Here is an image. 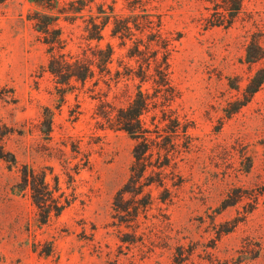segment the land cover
Segmentation results:
<instances>
[{
    "label": "rangeland",
    "instance_id": "1",
    "mask_svg": "<svg viewBox=\"0 0 264 264\" xmlns=\"http://www.w3.org/2000/svg\"><path fill=\"white\" fill-rule=\"evenodd\" d=\"M68 1L52 11L32 0L0 3V151L16 158H0V264H264V83L250 95L264 59L247 61L254 41L264 46V0H245L227 28L203 20L224 0L151 1L149 9L160 10L178 38L171 70L179 95L172 112L158 108L145 120L161 124L162 143L173 138L169 125L177 115L189 131L166 169L169 190L154 183L120 198L136 140L109 128L99 112L125 104L126 83L134 91L139 80L112 89L75 83L64 96V85L47 71L48 45L29 16L59 15L73 38L68 48L77 52L85 19L100 15L101 7L130 16V0H88L72 22L59 13ZM112 27V21L104 27L101 44L113 46V74L138 68V58L129 56L133 42L123 44ZM144 88L154 92L151 82ZM26 166L46 171L66 204L45 224L29 188L19 187ZM124 205L128 212L120 211Z\"/></svg>",
    "mask_w": 264,
    "mask_h": 264
},
{
    "label": "trees",
    "instance_id": "2",
    "mask_svg": "<svg viewBox=\"0 0 264 264\" xmlns=\"http://www.w3.org/2000/svg\"><path fill=\"white\" fill-rule=\"evenodd\" d=\"M4 1L6 0H0V3ZM32 1L48 11H52L59 5V0ZM151 1H128V8L133 12L130 16L115 14L112 7L110 11L101 7L98 11L100 15H90L85 19V34L82 36L85 41L77 52L68 48L69 42L73 38L66 34L63 26H60L59 15L37 10L29 16V19L34 22L36 30L41 33L43 42L48 45L47 71L59 84L64 85V96L75 87V83L86 86L90 81L97 87L103 82L109 86V89H112L113 85L118 88L121 81L139 80L135 84L134 91H130L129 84L126 83L124 90L127 99L125 104L119 107L111 104L109 108H104L99 112V116L105 119L109 128L124 130L136 140L130 177L119 190L117 195L119 198L125 193L139 195L145 192L144 187L154 183L165 187L167 183L166 169L170 165L173 150L177 148L176 143L181 134L187 136L189 131V125L181 124L180 117L177 115L174 120H171L173 124L169 125L174 133L173 138L162 143L159 140L161 124L153 122L152 127L145 120L146 115L151 112L157 113L158 108L165 115L172 112L171 103L179 95L172 83L171 70V56L178 38H175L172 32L166 28L164 14L160 10L153 12L149 9ZM244 1L224 0L223 4H215V12H212L210 17L203 18L205 26H223L225 28L232 26L242 10ZM87 7H89L88 0H69L67 6L62 11L59 10V13L67 14L64 19L72 22ZM155 9L159 8L155 7ZM111 21L114 36L119 37L123 44L128 40L133 42L129 48V56L138 58V68L127 67L125 72L117 70L113 74L111 68L114 57L113 46L101 44L103 29ZM253 44L256 50L251 52L249 49L247 52V61L251 63L264 59V46L258 41H254ZM146 82L152 83L154 92H151L149 88H144ZM263 83L264 66L258 69L252 78L251 84L253 85L250 95L257 92ZM249 100L248 98L241 102L239 108L247 104ZM155 118L154 115V121ZM154 133L156 134L154 135ZM6 154L11 155L12 161H16L13 153L7 152ZM6 154L0 151V158L7 159ZM162 157L164 158L161 159ZM149 171L150 175H146ZM144 179L146 181L138 185ZM19 187L29 188L31 191V197L38 209L39 221L42 224L47 223L53 214L59 215L66 207L61 196L56 194L59 188L51 187L47 181V172L44 170L38 172L26 166ZM165 189L169 190L166 187ZM149 205V202L143 205L145 210H148ZM128 209L127 205L120 207L121 212H128ZM51 251V249L48 250L46 254H50Z\"/></svg>",
    "mask_w": 264,
    "mask_h": 264
}]
</instances>
